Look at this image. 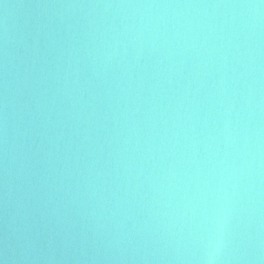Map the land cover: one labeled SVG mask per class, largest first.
Returning a JSON list of instances; mask_svg holds the SVG:
<instances>
[{
	"label": "water",
	"instance_id": "95a60500",
	"mask_svg": "<svg viewBox=\"0 0 264 264\" xmlns=\"http://www.w3.org/2000/svg\"><path fill=\"white\" fill-rule=\"evenodd\" d=\"M0 264H264V2L0 0Z\"/></svg>",
	"mask_w": 264,
	"mask_h": 264
},
{
	"label": "snow or ice",
	"instance_id": "6c2138e0",
	"mask_svg": "<svg viewBox=\"0 0 264 264\" xmlns=\"http://www.w3.org/2000/svg\"><path fill=\"white\" fill-rule=\"evenodd\" d=\"M262 2H264V0H262Z\"/></svg>",
	"mask_w": 264,
	"mask_h": 264
}]
</instances>
